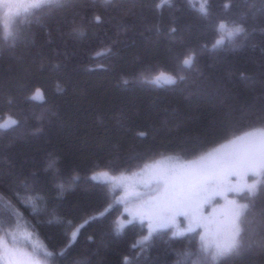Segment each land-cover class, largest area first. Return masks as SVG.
Instances as JSON below:
<instances>
[{"label":"trees","instance_id":"16d2710c","mask_svg":"<svg viewBox=\"0 0 264 264\" xmlns=\"http://www.w3.org/2000/svg\"><path fill=\"white\" fill-rule=\"evenodd\" d=\"M14 30L0 25V124L16 121L0 128V234L24 226L48 264H193L199 231L117 232L120 189L92 177L194 159L264 127V0H63ZM161 72L175 82H148ZM240 202L245 236L247 221L264 235V184ZM217 264H264V245Z\"/></svg>","mask_w":264,"mask_h":264},{"label":"snow or ice","instance_id":"6c2138e0","mask_svg":"<svg viewBox=\"0 0 264 264\" xmlns=\"http://www.w3.org/2000/svg\"><path fill=\"white\" fill-rule=\"evenodd\" d=\"M164 2L168 0H162ZM61 3L63 0H0L3 10L0 25L5 38L16 37L14 24L17 18L27 16L45 4ZM201 11L206 14L203 6ZM221 28L229 38L244 31L239 24L230 28L221 24ZM193 61L194 54H189L183 64L190 67ZM147 79L142 77V80ZM148 82L174 83L175 78L161 72ZM15 123L9 119L0 124V128ZM93 179L124 190L118 203L124 205L129 219L117 218V232L134 220L147 223L145 241L153 233L167 228L174 229L173 236L201 230L198 259L193 264H209V261L217 264L220 258L239 253L244 248L264 245V235H259L251 221H247L249 227L245 236L244 225L250 206L240 202L245 196H253L258 185L264 184V127L244 132L194 159L152 166L147 178L110 177L107 172H99ZM181 223L185 226L181 227ZM258 235L259 239L256 238ZM28 242H31V233L19 224L15 230L0 234V264L5 256L8 264H48L47 258L52 253L34 242L31 251H27L25 244Z\"/></svg>","mask_w":264,"mask_h":264},{"label":"rangeland","instance_id":"374dc122","mask_svg":"<svg viewBox=\"0 0 264 264\" xmlns=\"http://www.w3.org/2000/svg\"><path fill=\"white\" fill-rule=\"evenodd\" d=\"M3 11V10H2ZM221 30L223 31V29L221 28ZM7 121V120H6ZM12 125V124H10ZM8 125V126H10ZM7 126V127H8ZM179 161L173 159V158H164V159H160L152 164H149L147 165L146 167L142 168L140 171L132 174V175H128V176H123V177H127V178H130V179H141V178H147V175L149 173V170L151 169L152 166H159V165H165V164H172V163H177ZM110 177H120V176H110ZM93 179V177H92ZM94 181H101V180H98V179H93ZM102 182V181H101ZM110 184V183H109ZM111 186L115 187L113 184H111ZM136 190H139V189H136ZM125 193H124V190L123 189H120V195L117 197L116 199V202L118 203V198L123 196ZM122 206V214L123 216H125V218L123 220H128L129 217L127 215V213L124 212V205L121 204V203H118ZM182 219V218H181ZM132 222H138V223H141L139 220H134ZM131 222V223H132ZM144 224L146 225V228H147V223L144 222ZM22 228L26 229L24 226L20 225ZM185 225L183 223H181V227H184ZM27 230V229H26ZM197 231H201V230H197ZM147 234H148V230H147ZM154 234V233H153ZM186 234V233H185ZM181 236V235H180ZM32 242L36 243V244H39L41 246V244L38 242V240L31 234V242H28L29 246H31ZM3 264H8V257H4V260H3Z\"/></svg>","mask_w":264,"mask_h":264}]
</instances>
